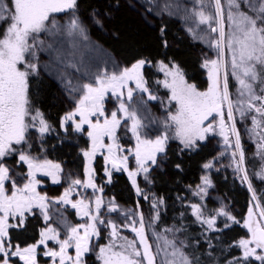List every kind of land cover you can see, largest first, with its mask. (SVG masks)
Wrapping results in <instances>:
<instances>
[{
  "label": "snow or ice",
  "instance_id": "6c2138e0",
  "mask_svg": "<svg viewBox=\"0 0 264 264\" xmlns=\"http://www.w3.org/2000/svg\"><path fill=\"white\" fill-rule=\"evenodd\" d=\"M151 2L156 4L161 13L167 12L169 15H178L181 11L188 13L187 7L179 0L175 2L164 0L162 4L156 3V0ZM199 8L200 10H193L190 16L185 15L184 18L187 20L190 17L193 19L198 17V20H195L196 27H190L187 31L193 39L202 41L207 39L209 46L216 50V57L205 58L201 65L207 69L208 87L205 91L198 90L195 84H189L185 80L179 65L172 63L169 67L161 61L159 70L164 73L165 79L159 83L170 90L168 103L175 102V111L169 110L164 119L157 121L164 131L155 139L142 138L147 135L141 131L146 125L138 116V111L140 107L146 105V101L141 97L133 102L134 91L137 90L148 93V100L159 99L149 92L142 73V69L150 61L139 59L119 74H97L90 83L74 85L69 80L64 84L71 98H74V94H82L76 100L75 109L62 118L61 127L71 122L74 131L82 132L87 125V135L92 144L89 150L83 151L88 161L85 167L87 180L83 182L79 179L72 180L71 186L57 198V202L71 204L77 215L87 217V222L71 226L61 218V223L66 228L65 238L61 239L60 232L49 225L41 230L40 239L36 243L21 247L19 244L13 245L7 238L10 228L23 226L25 213H31L34 208H38L45 221L50 219L48 197L36 191V185L39 184L36 173L43 172L44 175L51 177L53 183H59L62 171L59 164H53L50 160H40L27 150L31 148V144L28 143L29 129H37L41 138L51 130V125L45 120L43 113L32 108L29 99V78L38 77L42 69L49 71L53 64L64 69L76 68L71 62L75 49L78 42L88 41V36L86 27L77 15V0H0V264H12V257H18L23 264H38V249L41 246L45 248L43 255L49 257L52 264H88L87 256L93 251L96 252V260L100 264H204L195 251L191 253L185 251L188 247L185 241L177 243L175 239L169 240L160 233H156V240H163V246L157 243L156 250L153 251L145 233L142 212L130 210L124 213L126 218L139 216V220L132 219L129 223L118 226L111 219L106 221L102 217L100 210L104 201L100 196L95 198L94 209L92 201L85 202L81 199L73 203L69 199L75 185L83 183L86 188H97L91 161L100 149H107L105 164H110L111 169L126 171L137 194L143 195L147 200L149 197L144 195L143 190L137 185L136 177L143 173L145 181L151 183L148 177L150 168L157 165L158 154H165L168 141L178 139L183 146L181 151L195 150L199 141H204L207 134L216 132L218 128L224 145L234 148L231 156L235 171L241 174V181L246 182L249 190L253 191V201H256L253 185L244 167L245 152L235 125L234 112H239L242 119L252 112L264 119V0H228L226 16L221 0H215L214 5L209 0L208 14L202 2ZM59 13L68 14V20L64 24L56 18V14ZM92 19L93 23L102 27V21L97 18L95 12L92 13ZM225 19L229 22L230 30L227 32ZM201 25L207 26L204 35L197 31ZM163 31L161 29V33ZM211 33L217 34L215 39H209ZM42 35L47 39H41ZM65 35L71 38V52L64 48V42L60 39ZM48 40L52 42L49 43ZM225 49L231 53V72L225 59ZM41 52L48 53V63L41 62ZM66 75V72L60 73L61 77ZM229 75L239 85L235 101L231 99L229 92ZM129 81H135V90L127 87ZM61 82L64 83V80ZM109 92L119 101L118 108L111 111L110 117L105 114L104 105ZM225 105L227 120L232 122L231 125L225 120ZM93 117H97L95 122ZM100 118H103L102 122ZM129 120L130 131L136 139L135 148L128 150L135 157L137 167L134 171H129V157L119 154L124 150L117 137V130L121 127L122 121L127 127ZM252 124L254 127L251 131L255 133L256 129L261 127V121L257 120L256 115H252ZM65 130L67 131V128ZM230 134L235 138L234 143L230 139ZM105 137L111 140L110 144L104 143ZM258 137V147L264 149V133L258 134ZM22 145H26L27 148L20 147ZM13 154H17L18 165L27 166L26 176L20 174L27 180L22 186H18L17 180L12 176L13 169L5 163L6 158ZM258 154L264 157V152ZM176 167L179 169L180 165L177 164ZM203 167L210 169L213 162L209 161ZM104 171L111 182V170L105 167ZM257 175L264 179V167ZM201 179L203 186L197 185L196 195L206 194L207 188L212 186V181L207 175ZM6 182L10 183V187L6 186ZM163 203V198L153 199L152 207L156 214L150 218V223L159 220L158 206ZM118 207L111 203L108 211L116 212ZM191 209L197 221L207 225V230L220 231L215 228L219 216L239 223L223 206L215 211V215L208 217L205 216L200 204H192ZM9 217L16 218L19 223L10 224ZM243 223L251 235L235 243V247L242 250V256L233 257L227 264L244 262L250 264L249 258L252 257L260 261V264H264V205L256 202L254 207H249ZM100 226L109 228L110 232L108 242L97 246L93 244V237H100ZM119 227H129L138 238L140 247L137 246V239L122 236ZM224 227L228 228L230 225L226 223ZM181 231V228L165 229V232L173 234ZM50 240L56 242L58 250L48 248ZM213 247L209 241L208 248ZM69 249H74V254H70ZM161 253L163 256L157 261V256ZM207 256H212L211 251Z\"/></svg>",
  "mask_w": 264,
  "mask_h": 264
},
{
  "label": "trees",
  "instance_id": "16d2710c",
  "mask_svg": "<svg viewBox=\"0 0 264 264\" xmlns=\"http://www.w3.org/2000/svg\"><path fill=\"white\" fill-rule=\"evenodd\" d=\"M163 2L164 0H156V3ZM179 2L187 7V14L183 11L178 15L161 13L151 0H77V15L87 29L88 41L85 43L88 47L86 63L89 65V70L95 68L106 73L112 69H123L139 59L150 61L142 69V73L149 92L159 99L148 100V96L143 95L142 98L146 101L143 108L149 111L153 124L161 130V134L164 129L157 121L164 119L169 110L175 111V102L168 103L171 92L159 83L165 79L164 73L159 70L160 62L163 61L169 67L172 63L179 65L185 80L189 84H195L198 90L205 91L209 81L207 69L201 65L205 58L216 57V50L209 46L207 39L204 41L193 39L187 31L190 27H196L195 18L190 17L187 20L184 18L185 15L190 16L193 11L191 0H179ZM221 5L226 16L228 0H221ZM93 12L102 21V27L93 23ZM208 12L207 8L206 14ZM161 29L164 30L163 33ZM225 30L226 32L230 30L226 19ZM197 31L204 35L207 28ZM216 35L211 33L209 39H215ZM225 51L228 70L231 72L229 52L227 49ZM44 53H40V60L47 63L43 57ZM72 63L76 68L64 69L67 75L59 81L54 80L48 71L43 69L38 77L29 78V99L32 108L39 109L43 113L45 120L51 125V130L41 138L37 129H29L28 143L31 144V148L27 150L33 156L40 155L56 162L62 169L72 174L73 180L81 178L83 180V175L81 176V173L85 172L83 151L88 147V138L83 131H74L71 122L61 127L62 117L69 111L71 100L64 84L69 80L72 82L73 72L79 69L77 62ZM62 79L64 83L61 82ZM228 79L231 99L235 101L232 96L235 79L231 75ZM76 95L78 93L74 94ZM224 111L226 123L231 125L227 120L226 105ZM252 115H256L257 120L261 121V127L256 129L255 133L251 131L254 127ZM234 117L245 152L244 167L248 171L258 202L264 205V179L257 175L264 167V157L258 154L264 152V149L258 147V134L264 133V119L255 112L249 113L243 119L239 112H234ZM216 120H219L218 116ZM128 134V125L127 127L122 125L117 130L118 143H128L127 138L130 139ZM230 139L233 141L231 134ZM20 147L27 148L26 145ZM182 148L178 139H170L165 154H158L157 165L150 168L148 177L151 183L145 181L143 173L136 177L137 185L143 190V194L149 197L147 200L143 195L137 194L130 178L122 170H112L111 182H109V177L104 171V158L100 154L96 155L91 167L94 169L96 191L104 201L100 210L101 215L106 221L111 219L121 226L132 219L139 220V216L126 218L124 213L130 210L142 212L145 219V233L153 251L156 250L159 242L156 240V233H160L169 240L175 239L177 243L185 241L188 246L185 251L189 253L195 251L204 264H227L233 257L242 256V250L235 247V243L251 235L243 222L248 215L249 207H254L256 201H253L246 183L241 181V174L235 171L231 156L233 148L224 145L218 128L216 132L207 134L204 141H199L195 150L181 151ZM221 153L224 154L220 155ZM119 154L123 155V153ZM14 158L15 154L7 157L6 160ZM209 161L213 162V167L205 169L203 165ZM177 164L180 165L179 169L176 167ZM205 175L211 179L212 186L207 188L206 194L196 195L197 185L203 186L201 178ZM159 198H163L164 201L158 206L159 220L150 223V218L156 214L152 201ZM111 203L119 206L116 212L108 211ZM192 204H200L206 217L215 215V211L223 206L239 223H233L226 217L219 216L215 228L220 231L207 230V225H202L192 214ZM31 220L29 218L27 224L20 230L19 242L36 240L37 224ZM226 223L230 227L225 228ZM136 226L138 227L139 224L137 223ZM177 228H181L182 231L175 234L165 232V229ZM119 231L128 239H137V246L140 247L138 238L129 227H119ZM100 232V237L94 242L97 246L108 242L110 229L100 226ZM209 241L214 246L212 249L208 248ZM159 244L162 246L163 240ZM96 250L98 251V248ZM209 251L212 253L211 257L207 256ZM158 258L159 256L157 260ZM249 259L250 264H260V261H256L254 257ZM87 261L88 264H100L96 260L95 251L87 256Z\"/></svg>",
  "mask_w": 264,
  "mask_h": 264
},
{
  "label": "rangeland",
  "instance_id": "374dc122",
  "mask_svg": "<svg viewBox=\"0 0 264 264\" xmlns=\"http://www.w3.org/2000/svg\"><path fill=\"white\" fill-rule=\"evenodd\" d=\"M211 1L214 5L215 0H211ZM191 2L194 4L193 5L191 3L193 10H200L199 5L202 2L205 5V9H204L205 12L207 11V5L209 4L208 0H191ZM56 18L61 22V24H64L68 20V14L67 13H59V14H56ZM195 20H198V17H196ZM205 28H207L206 25H201L199 29H205ZM41 37L44 39H47V37H45L43 35ZM60 39H61V41L64 42V48L67 51L71 52L72 51V49H71V38H69L65 35L64 37H61ZM48 42L51 43L52 40H48ZM87 51H88V47H87L86 43L85 42H78V47L75 49L74 57L71 61V62H77L79 65V67H78L79 71L73 72V78L74 79H73L72 83L74 85L93 82V79L97 74H104L101 70H96L95 68L93 70H89V68H88L89 65H87V63H86ZM43 57L46 60V62L48 63L49 62L48 53L45 52ZM229 60L231 62V53H229ZM131 65H128L125 68H130ZM230 66H231V63H230ZM123 69H120V70L112 69L106 73L108 75H111L113 73L119 74V72L122 71ZM61 72H64V68L62 66H58L55 64H53L52 67L50 68V70L48 71L50 76L56 81H59L62 78L60 76ZM127 87H130V88L135 90L136 89L135 81H129ZM238 87H239V85H238L237 81L235 80L234 91L232 94V96L234 97V100H236L237 96H238V93H237ZM126 91H127V89H125V93H126ZM81 94L82 93H78V95L74 96V98H71V100L69 102L70 108H69V111L67 113H69L75 109L76 100L79 99V95H81ZM143 95L148 96V93H141L138 90L134 91L133 102L140 99ZM118 104H119V101L116 99L115 96L112 95L111 92H109L108 95L105 97V100H104L105 114L110 117L111 111H115L118 108ZM226 109H227V107H226ZM118 115H122V114L118 113ZM138 116L141 118L142 122L146 125V127L144 129H141V131H142V133H147V135L142 136V138L155 139L156 136L161 135V130L156 128V126L153 124L152 117H151L149 111L145 110L143 107H140V110L138 111ZM77 119H78V117H77ZM92 119H93V122H95L97 117H93ZM100 119L102 122L103 118H100ZM229 122L231 124V121H229ZM122 125H124L123 121H122L121 126ZM130 126H131V121L129 120L128 121V127H129L128 137L130 139L127 138L128 143L122 142L120 145L124 150L121 153H123V155H127L129 157V161H128L129 171H134L137 167L136 163H135V157L128 150L135 148L136 139L130 131ZM87 130H88V126L85 125L83 132L88 138V147L85 151L89 150L91 148V144H92L91 139L87 135ZM104 143L110 144L111 140H109L107 137H105ZM99 154L102 155L104 158L105 156L108 155L107 149L106 148L100 149L96 155H99ZM34 157H37L40 160H49V159H46L40 155H35ZM50 161L53 164H57L56 162H54L52 160H50ZM5 163L7 164V166H9L10 168L13 169L12 176L14 179L17 180L18 186H22L23 183L27 182V180L25 178H22L20 175V174H24V176H26L27 166L17 164V154H15V158L13 160H6ZM87 163H88V161L84 157L85 167H86ZM85 167H84V171H85ZM105 167H108L111 171L115 170V169H111L110 164L109 165L105 164ZM123 172H125L128 175V173L126 171H123ZM82 175H83V180H81L82 178L80 180L83 182V181L87 180V176H86L85 172H84V174L81 173V176ZM36 179L39 181V184L36 185V191L38 193H40V195L48 197L50 219L48 221H45L43 218V215L41 214V212L38 208H34L31 213H25V221H24L23 226L22 227H12L9 229V236L7 239H9L13 245L19 244L21 247H26L30 244L36 243L40 239L41 230L44 229L46 226H49V225L53 228H56L60 232V238L61 239L65 238L66 228H65L64 224L61 223V218H63V220H65L67 222V224L71 225V226H75V225L87 222V217H82V216L77 215L76 209H73L71 204H64L62 202H57V198L62 196L64 194L65 190L71 186V182L73 180V177L69 171L62 169V171L60 172V182L59 183H53L51 177L44 175L43 172H37L36 173ZM6 186L10 187V183L6 182ZM8 194L10 195L11 192L9 191ZM96 196H98L96 189L86 188L83 186V183H82L81 185H75L72 187V191H71V194L69 196V199L73 203H75L76 201L81 200V199L85 200V202L92 201L93 202V209H94V201H95ZM29 218L32 219L31 221H34V223L37 224L38 236H37L36 240L33 242H25V243L23 241L19 242L20 235H21L20 230L27 224V221ZM9 223L15 225V224H18L19 222L16 218L9 217ZM96 239H97L96 237H93V244L96 241ZM158 243H160V241ZM48 248H53V249L58 250V245L56 244L55 241L50 240V241H48ZM44 251H45V248L43 246H41L38 249V264H52L51 259L49 257H45L43 255ZM169 251H171V249H169ZM69 253L74 254V249H69ZM161 256H163V253L160 254L157 261L160 260ZM12 264H23V261H20L18 257H12Z\"/></svg>",
  "mask_w": 264,
  "mask_h": 264
},
{
  "label": "water",
  "instance_id": "95a60500",
  "mask_svg": "<svg viewBox=\"0 0 264 264\" xmlns=\"http://www.w3.org/2000/svg\"><path fill=\"white\" fill-rule=\"evenodd\" d=\"M232 123V122H231ZM233 137V142H234V136H232ZM233 150H234V148H233ZM246 185H247V183H246ZM247 187H248V185H247ZM251 192V194H252V196H253V191H250ZM256 196V195H255ZM256 202H258V200H257V198H256Z\"/></svg>",
  "mask_w": 264,
  "mask_h": 264
}]
</instances>
